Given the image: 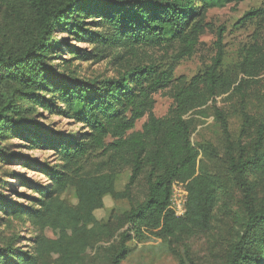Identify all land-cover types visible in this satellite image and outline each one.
I'll return each mask as SVG.
<instances>
[{"label":"trees","instance_id":"16d2710c","mask_svg":"<svg viewBox=\"0 0 264 264\" xmlns=\"http://www.w3.org/2000/svg\"><path fill=\"white\" fill-rule=\"evenodd\" d=\"M242 1L0 0V10L13 11L16 27L24 34L18 45L0 39V140L20 137L54 150L61 161L43 169L50 180L48 186H34L39 193L35 205L40 208L25 207L0 193V210L26 213L45 231L42 249L49 246L63 255V263L72 264L75 249L89 240L87 226L98 225L93 211L101 206L105 193H116L114 177L126 162L131 165V175L122 194L129 197L143 171L147 194L124 215L119 238L107 249L109 264H121L133 239L205 232L212 224L221 180L201 167L200 155L207 152L217 157V152L211 144L194 143L191 135L195 119L206 116L210 105L227 141L228 171L243 197V227L225 264H264V204L257 202L255 186L249 180L264 170V115L257 121L248 112L250 100L264 102V44L257 41L241 49L235 77L222 71L226 28L219 27L211 64L189 82L174 87V105L163 117L153 112V94L172 83L169 67L140 61L117 77L84 79L55 72L49 61L63 45L55 38L58 32L106 47L169 49L176 44L175 60H181L199 45L209 8ZM254 19L264 20V7L245 11L236 25ZM221 99L237 100L243 120L237 140L231 137L227 112L218 106ZM39 108L81 122L87 130L78 134L53 131L36 120ZM145 115L148 118L142 129L135 131L136 121ZM250 134H255L251 148L244 142ZM99 149L106 155L105 173L72 172L76 163ZM5 156L0 147V160ZM69 184L77 188L76 206L60 199ZM175 185H182L187 193L183 216L176 215L171 202ZM106 227L100 226L101 230ZM0 264H38V257L7 245L0 247Z\"/></svg>","mask_w":264,"mask_h":264},{"label":"rangeland","instance_id":"374dc122","mask_svg":"<svg viewBox=\"0 0 264 264\" xmlns=\"http://www.w3.org/2000/svg\"><path fill=\"white\" fill-rule=\"evenodd\" d=\"M258 7H264V0H244L209 8L205 13L206 27L200 36L199 45L191 56L181 60H175L178 51L176 44L169 49L149 46H137L133 49L115 47V45L106 47L79 41L73 34L58 32L55 38L62 40L63 45L52 53L49 61L54 65L55 72L84 79L117 77L129 66L140 61L156 62L161 64V68L169 67L172 70V83L156 90L153 94L155 99L153 112L157 117H163L174 105L172 96L174 87L189 82L194 75L211 64L216 54L217 30L221 26L226 28L223 37L226 56L222 71L235 77L238 75L241 49L257 41L264 44V20L254 19L243 25L236 23L245 11ZM16 22V14L13 11L8 12L5 7L0 10V39H5L14 45L21 42L24 34L19 32ZM95 28L93 25L91 29L95 30ZM260 77L262 76L258 78ZM218 106L227 112L231 137L237 140L243 123L237 100L221 99ZM37 112L39 113L35 115L36 120L53 131L78 134L87 130L83 123L75 122L67 116L51 114L41 108L35 113ZM248 112L257 121L261 120V115H264V102L250 100ZM147 118L148 116L145 115L138 119L134 130H141ZM191 137L194 143L211 144L217 152V157L207 152L200 155L201 167L215 173L221 180L219 199L213 211L210 229L194 235L133 239L128 243V255L121 264L226 263L230 247L243 227V197L228 171L225 161L227 141L210 105L207 107L206 116L195 119ZM254 138L255 134H250L244 142L251 148ZM107 141H110L109 137ZM0 147L6 151L5 159L0 160V193L25 207L40 208L39 205H35L39 193L34 186L35 184L48 186L50 180L43 169L46 166L54 167L61 164L57 154L52 149L35 146L20 137L0 140ZM105 159L106 155H103L100 149L93 151L79 164L76 163L72 172L81 175L105 173L107 171L106 162L104 165ZM130 175L131 165L125 162L114 177L113 186L116 193L107 192L102 196L101 206L93 211L98 225L87 226L89 240L85 245H78L75 249L72 264H109L107 249L118 240L124 226V215L130 210L131 204L137 205L147 194L146 171L140 174L130 188L127 194L129 197L122 194ZM249 180L255 186L257 202L264 204V170L252 174ZM60 199L69 205H78L75 184H69L60 194ZM100 226L107 227L101 230ZM48 235L51 236L50 233ZM43 238H45L44 229L34 223L26 213L7 214L0 210L1 248L13 245L17 250H28L38 257V264H67L63 263V255L53 251L51 247L42 249L40 242Z\"/></svg>","mask_w":264,"mask_h":264},{"label":"built area","instance_id":"2783aa9c","mask_svg":"<svg viewBox=\"0 0 264 264\" xmlns=\"http://www.w3.org/2000/svg\"><path fill=\"white\" fill-rule=\"evenodd\" d=\"M171 202L176 215L183 216L186 212L187 193L182 185H175L172 189Z\"/></svg>","mask_w":264,"mask_h":264}]
</instances>
